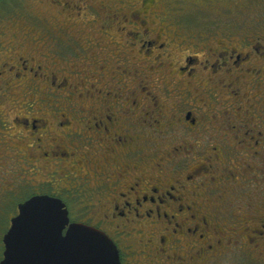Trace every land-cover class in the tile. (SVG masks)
<instances>
[{
    "label": "flooded vegetation",
    "instance_id": "af4514ba",
    "mask_svg": "<svg viewBox=\"0 0 264 264\" xmlns=\"http://www.w3.org/2000/svg\"><path fill=\"white\" fill-rule=\"evenodd\" d=\"M94 1L49 0L45 55L0 38L2 259L49 196L122 264H264V13L186 35L155 0Z\"/></svg>",
    "mask_w": 264,
    "mask_h": 264
},
{
    "label": "water",
    "instance_id": "95a60500",
    "mask_svg": "<svg viewBox=\"0 0 264 264\" xmlns=\"http://www.w3.org/2000/svg\"><path fill=\"white\" fill-rule=\"evenodd\" d=\"M4 246L0 264H122L111 238L71 223L65 204L49 196L19 205Z\"/></svg>",
    "mask_w": 264,
    "mask_h": 264
},
{
    "label": "rangeland",
    "instance_id": "374dc122",
    "mask_svg": "<svg viewBox=\"0 0 264 264\" xmlns=\"http://www.w3.org/2000/svg\"><path fill=\"white\" fill-rule=\"evenodd\" d=\"M132 1L141 2V0ZM155 2V11L159 12V19L156 20L155 25H159L163 19L171 25L169 27L171 31L186 35L192 33L211 35L208 32L211 31L210 29L220 32L218 28L213 27L215 25L225 26L223 29L231 25L240 29V26L250 20L261 18L264 13V1L256 3V0H155ZM104 3L107 5L113 3L115 7L121 5L120 0H105ZM49 4V0H2L0 2V38L5 40L17 38V41H22L25 34H28L32 50L39 55L47 54V44L33 43V41L40 39L42 33L47 31L44 28L46 25L51 26V17L56 12ZM57 19L65 24L69 22L65 15ZM229 29L236 30L235 28ZM72 30H74L73 26L70 31ZM75 34L85 37L83 33ZM52 105L57 106L58 104L53 102ZM2 235L4 232L0 230V244ZM1 259L2 247H0V262ZM252 262L253 257L238 255L234 262L227 264H253Z\"/></svg>",
    "mask_w": 264,
    "mask_h": 264
},
{
    "label": "trees",
    "instance_id": "16d2710c",
    "mask_svg": "<svg viewBox=\"0 0 264 264\" xmlns=\"http://www.w3.org/2000/svg\"><path fill=\"white\" fill-rule=\"evenodd\" d=\"M0 2H2V0H0Z\"/></svg>",
    "mask_w": 264,
    "mask_h": 264
}]
</instances>
